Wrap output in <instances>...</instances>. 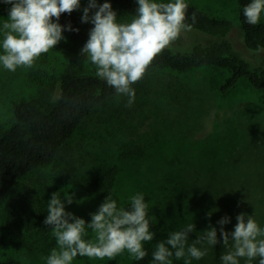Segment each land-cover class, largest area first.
Wrapping results in <instances>:
<instances>
[{
	"label": "rangeland",
	"instance_id": "1",
	"mask_svg": "<svg viewBox=\"0 0 264 264\" xmlns=\"http://www.w3.org/2000/svg\"><path fill=\"white\" fill-rule=\"evenodd\" d=\"M185 1L211 16L232 21L233 43L242 57L264 64V51L256 54L240 38L239 0ZM110 3L119 22L132 19ZM85 6L87 0H81V8L75 12L81 16ZM8 9L0 1V28ZM183 35L181 32L176 43ZM64 37L32 68L18 67L11 72L0 65V131L11 125L15 101L47 104L59 93L62 73H95V66L79 57L77 43ZM227 75L226 69L214 66L186 71L159 66L132 85L135 99L130 106L127 96L115 94L95 108L56 160L17 180L0 204L1 258L16 259L19 264H46V257L57 247L52 229L44 224L54 192L62 200L64 193L74 195L71 205L65 201V210L86 222L108 194L118 207H128L130 197L142 193L148 217L160 214V226H173L170 233L189 223L195 225L188 245L210 225L221 239L217 221L224 216L230 218L224 225L228 232L234 230L236 216L242 212L264 228V90L242 78L223 92L221 85ZM130 149L136 153L127 155ZM204 159L211 165L210 177L203 168ZM106 166L118 168L110 193L94 187ZM94 237L86 228L84 239ZM204 247L207 254L200 260L191 259V264H222L220 257L228 250L222 243ZM119 257L117 264H123ZM181 259L184 263L185 258ZM106 260L115 264V258L79 255L72 264H105ZM240 264H246L245 260Z\"/></svg>",
	"mask_w": 264,
	"mask_h": 264
},
{
	"label": "clouds",
	"instance_id": "2",
	"mask_svg": "<svg viewBox=\"0 0 264 264\" xmlns=\"http://www.w3.org/2000/svg\"><path fill=\"white\" fill-rule=\"evenodd\" d=\"M8 9V17L0 28V65L15 72L18 67L32 68L37 59L56 48L63 32L76 31L69 22L59 23L62 14H71L81 8V0H2ZM135 15L129 22H119L110 0L98 3L87 0L81 23H91L88 39L80 49V57L95 66L96 76L105 81L115 93L127 96L130 106L135 99L133 84L140 81L154 59L175 42L182 31H190L186 24L188 4L185 0H135ZM245 20L250 25L260 23L264 15V0H249L243 8ZM196 20L192 16L193 23ZM264 49L257 48L256 54ZM74 195L52 193L47 205L44 224L50 226L57 247L46 257V264H72L77 255L89 259L113 260L127 251L136 261L147 252L144 242L153 240L150 231L152 221L147 216L148 205L142 193L130 197L128 207H118L108 194L98 209L91 213L90 222L65 210V201L71 205ZM234 230L228 232L224 225L230 222L222 217L218 239L216 227L209 226L203 235L188 245L189 234L195 231L193 223L182 230L172 232L166 241L158 242L152 253L153 264H171L173 255L184 264L191 259L200 260L207 254L205 245L218 243L228 250L220 257L222 264H264V228L252 215L239 213ZM86 228L95 234L86 240ZM231 241V247L229 243ZM201 245V247H197ZM174 250V251H173Z\"/></svg>",
	"mask_w": 264,
	"mask_h": 264
},
{
	"label": "trees",
	"instance_id": "3",
	"mask_svg": "<svg viewBox=\"0 0 264 264\" xmlns=\"http://www.w3.org/2000/svg\"><path fill=\"white\" fill-rule=\"evenodd\" d=\"M111 1L122 12L132 17L135 15V0ZM185 2L188 4L185 23L191 25L190 31H193V34L185 36L182 31L184 41L179 39L177 43L175 41V44L172 43L167 47L154 59L146 73L159 66H166L176 71L214 66L228 71L221 85L223 92L235 86L242 78L253 87L264 90V64H253L242 57L233 43L232 32L235 30V24L229 19L211 16L192 3ZM248 2L249 0H239L240 38L248 49L256 50L258 47L264 49V20H260L255 26L246 22L243 8ZM193 14L196 16L194 23ZM69 22L79 31L65 30L63 33L68 39L77 43L80 51L93 25L81 23V16L75 11L70 15L67 13L61 15L59 20L61 25H67ZM115 94V90L99 79L95 73L77 74L69 70L60 76L58 95L47 104H39L31 99L15 101L12 106L13 121L8 128L0 131V204L17 180L40 167L52 164L81 122ZM133 153L136 152L130 149L127 155ZM203 168L210 177L212 168L205 159ZM117 171L116 166L104 167L98 173L94 187L98 191L110 193ZM147 218L152 221L150 231L154 232L152 242H144L143 245L147 255L142 260L136 261L127 252H123L119 258L125 264H153L152 253L157 243L166 241L170 234L173 226L171 224L167 227L160 226L162 220L160 214H155L154 218L148 216ZM169 260L171 264H184L182 259L177 260L174 255ZM0 264H19V262L16 259H2L0 256ZM105 264H108L107 260ZM115 264H117V256Z\"/></svg>",
	"mask_w": 264,
	"mask_h": 264
}]
</instances>
